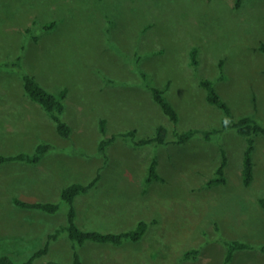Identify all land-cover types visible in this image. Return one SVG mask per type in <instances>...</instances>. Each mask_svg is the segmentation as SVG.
Returning a JSON list of instances; mask_svg holds the SVG:
<instances>
[{
    "label": "rangeland",
    "instance_id": "374dc122",
    "mask_svg": "<svg viewBox=\"0 0 264 264\" xmlns=\"http://www.w3.org/2000/svg\"><path fill=\"white\" fill-rule=\"evenodd\" d=\"M51 22L55 27L46 29ZM264 0H0V154L51 149L37 163L0 165V255L22 264L67 222L60 191L89 184L74 200L76 224L103 233L147 231L120 246L91 241L76 251L83 264H264V135L255 137L254 179L242 183L245 138L225 130L199 133L176 144L174 133L220 129L222 111L210 105L200 81H213L235 119L251 116L264 126ZM197 49V65L191 51ZM32 76L51 93L65 89L59 136L54 122L22 88ZM164 90L178 113L172 123L153 101ZM105 121V135L99 129ZM166 143L137 146L158 126ZM135 130V137L119 136ZM116 135L102 154L104 137ZM227 157L226 183L206 187ZM155 159L159 179L145 182ZM60 203L55 214L13 204ZM255 247L225 262V241ZM198 249L196 257L184 258ZM66 232L33 264H72Z\"/></svg>",
    "mask_w": 264,
    "mask_h": 264
},
{
    "label": "trees",
    "instance_id": "16d2710c",
    "mask_svg": "<svg viewBox=\"0 0 264 264\" xmlns=\"http://www.w3.org/2000/svg\"><path fill=\"white\" fill-rule=\"evenodd\" d=\"M244 0H235V6L239 7ZM55 27V22H51L46 26V29H52ZM258 49L264 53V43H261ZM197 49L193 48L191 51V64L197 65ZM200 86L204 89L206 101L222 111L221 127L220 129H211L207 131L199 130H187L182 133L175 132V143L184 144L189 141L194 135L200 134L204 139L209 140L211 136L221 131L233 129L235 132L245 138V149L242 159V171L241 178L244 186L251 185L254 179V162L253 153L255 150V137L264 135V126H261L251 116H241L237 119L233 117V114L228 104L217 93L213 81L209 79H203L200 81ZM22 88L25 96L32 102L39 105L48 117L54 122L56 132L63 138H68L71 134L70 126L62 121L61 114L64 110L63 101L66 97L67 91L65 89L58 93H51L43 88L32 76L24 75L22 77ZM153 101L160 107L162 112L168 117L172 123H177L179 120L178 113L171 102L165 97L164 90L157 87L150 88ZM101 134L105 135V121L101 120L99 124ZM123 137H135V130H131L120 134ZM116 135L111 137H104L98 145L100 153H104L107 147L114 141ZM167 129L160 125L155 129V133L150 138H142L134 140V144L137 146H144L149 144L163 145L166 143ZM51 149L49 143L38 144L32 154L18 153L15 155L4 156L0 154V165L6 162L18 161L28 164H37ZM227 166V157L225 151L221 150V161L219 166L214 172V176L208 179L205 183L206 187H214L223 185L226 183L225 168ZM157 162L153 159L148 166V173L145 179L147 184L159 179L157 174ZM100 175L97 176L89 184L71 183L63 187L60 191L61 201L68 205L67 210V222L65 225L58 227L53 233L47 236V240L42 248L37 250L27 261L22 264H33L36 258L44 256L49 250L50 243L55 241L60 234L66 232L69 240L72 242L73 259L72 264H83L82 259L76 248L83 245L87 241L99 243V244H111L114 246H120L125 242H138L140 241L146 231L147 223L145 221H138L133 229L121 231L117 233L108 232L103 233L98 230H83L76 224V209L74 207V200L77 196L85 194L91 187L97 182ZM12 202L17 207L28 210H39L49 214H55L59 208L60 203L50 202H27L20 200L19 198H13ZM257 203L264 213V197L258 198ZM226 254L225 262L228 263L232 260L234 252L237 250L254 249L255 247L250 244L240 241H225ZM261 252H264V246L258 247ZM199 253L198 249L188 250L184 253V258H194ZM0 264H18L13 261L8 255H0ZM47 264H58L56 262H48Z\"/></svg>",
    "mask_w": 264,
    "mask_h": 264
},
{
    "label": "crops",
    "instance_id": "0c3cea01",
    "mask_svg": "<svg viewBox=\"0 0 264 264\" xmlns=\"http://www.w3.org/2000/svg\"><path fill=\"white\" fill-rule=\"evenodd\" d=\"M49 234H50V233H49ZM49 234H48V235H49ZM48 235H47V236H48ZM41 248H42V247H41ZM34 253H35V252H34Z\"/></svg>",
    "mask_w": 264,
    "mask_h": 264
}]
</instances>
